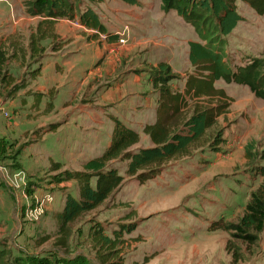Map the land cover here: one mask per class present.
I'll return each instance as SVG.
<instances>
[{
  "label": "rangeland",
  "instance_id": "374dc122",
  "mask_svg": "<svg viewBox=\"0 0 264 264\" xmlns=\"http://www.w3.org/2000/svg\"><path fill=\"white\" fill-rule=\"evenodd\" d=\"M33 1L0 0V39L11 54L15 53L8 63L9 72L17 85L28 82L26 88L13 95V87L0 89L2 263L62 264V260L80 256L86 264H103L93 231L102 228L114 236L115 230L132 226L131 231L123 233L125 242L120 246L124 264H264V230L256 242L249 243L232 231L213 226L219 219L237 223L252 191L264 179L261 173L264 99L257 97L247 85L224 80L217 81L216 86L226 90L230 107L207 135L192 146L189 155L173 158L159 176L144 183L126 175L125 162L116 163L125 175L124 183L101 206L70 225L66 247L58 243L61 237L57 214L64 206L67 193L78 195V186L76 181L62 180L65 167L55 170L54 162L49 166L43 164L50 156L46 139L39 137L34 142L35 134L48 127L38 129L40 119L55 113V110L49 111L52 107L61 110L67 98L63 89L61 92L50 90L48 100L44 97L43 103L41 97H29L33 93L29 89L31 71L41 58V54L31 56L30 50V35L42 20L41 16L28 12ZM73 1L79 8L80 0ZM136 2L150 13L142 25L136 23L135 17L127 16V31L141 29V36L148 38V43L162 39L180 48L166 55L162 49L149 56L148 52L142 53L148 57L146 71L151 83V73L163 60L176 75L172 85L182 89L187 74L194 71L189 61V42H204L199 30L177 10H165L167 17L150 15V5L159 0ZM236 4L244 20L227 37L224 47L233 69L247 65L255 57L264 59V15L257 14L242 0ZM62 40L65 42L59 48L71 39L60 38L57 42ZM41 43L44 47L41 53L52 49L49 38ZM197 103L206 105L209 101L191 99L190 113ZM39 106L42 113H38ZM83 124L80 120L76 125L80 128ZM218 137L221 139L217 141ZM141 143L145 146L148 142ZM247 148L253 154L251 158L246 155ZM229 247L240 252L239 260L234 259Z\"/></svg>",
  "mask_w": 264,
  "mask_h": 264
},
{
  "label": "trees",
  "instance_id": "16d2710c",
  "mask_svg": "<svg viewBox=\"0 0 264 264\" xmlns=\"http://www.w3.org/2000/svg\"><path fill=\"white\" fill-rule=\"evenodd\" d=\"M103 0H80L77 8L73 0H34L28 8L32 16H41L37 28L30 35L31 56L41 54L39 65L31 71L30 77L36 79L42 70L45 55L42 41L52 40V49L59 45L55 31V22L60 18L75 19L79 15L81 24L96 33H113L107 30L99 14L92 6ZM137 3L136 0H125ZM238 0H162L166 11L177 10L180 15L194 24L204 40L189 42V61L194 71L187 74L183 88H174L172 80L176 76L167 62H160L150 78L153 87L158 90L157 120L147 124L143 131L149 136L152 146L135 147L141 141V134L135 128L115 119L112 140L99 156L86 161L80 170L64 168L61 172L63 181L77 182L78 195L69 192L65 196L63 208L57 214L59 244L66 247L70 236V225L86 212L92 211L108 200L124 183L123 175L116 166L125 162L126 175L139 183L159 176L164 165L177 156L189 155L192 146L202 140L213 128L219 117L226 114L230 99L225 89L218 88L216 82H236L247 85L257 97L264 99V59L254 58L247 65L233 69L225 55L227 37L244 17L238 11ZM249 4L259 15H264V0H242ZM92 3V4H91ZM59 43V44H57ZM9 48L0 39V89L7 86L13 89V95L19 89L26 88L28 82L16 84V78L9 72L11 57ZM208 99L206 105L197 103L190 113L191 99ZM57 124H50L53 129ZM41 129V128H40ZM44 131V130H43ZM221 133L218 134V136ZM221 138H217V141ZM246 155L252 157L247 148ZM264 158V150L261 152ZM64 166L54 162L52 168L60 170ZM264 177V169L261 171ZM215 228L232 231L233 235L254 243L264 230V179L259 187L252 191L244 214L237 223H227L219 219L213 223ZM132 226L115 230L114 236L105 233L102 228L93 231V240L99 250L98 257L103 264H124L120 255L121 245L125 242L123 233L132 230ZM49 237V236H48ZM235 260L240 259V252L228 248ZM0 254V264L2 258ZM62 264H86L83 257L67 258ZM24 263V262H23ZM46 263V261H45ZM31 264H34L31 262Z\"/></svg>",
  "mask_w": 264,
  "mask_h": 264
},
{
  "label": "crops",
  "instance_id": "0c3cea01",
  "mask_svg": "<svg viewBox=\"0 0 264 264\" xmlns=\"http://www.w3.org/2000/svg\"><path fill=\"white\" fill-rule=\"evenodd\" d=\"M92 6L113 34L89 37L96 30L81 24L79 15L75 19H57L58 39L71 40L44 55L40 75L29 84L33 92L30 99L41 97L43 103L52 89L54 92L63 89L67 98L61 110L52 107L49 111L55 110V113L45 115L38 123V129L54 124V121L58 124L35 134L34 142L39 141V137L46 139L50 150L49 158L43 163L45 166L60 162L70 170L82 169L86 161L101 155L111 143L115 119L140 132L141 141L135 147L152 146L143 129L157 120L159 93L146 71L148 57H143L142 53L148 52L149 56L162 49L165 54L180 48L156 38L154 43H148V38L141 36V29L127 31V16L135 17L136 23L141 25L149 16L150 12L143 11L137 3L103 0ZM150 9L152 16L167 17L162 0L151 4ZM38 110L42 113L40 106ZM80 120L84 124L79 128L76 124ZM142 141L148 143L144 146Z\"/></svg>",
  "mask_w": 264,
  "mask_h": 264
},
{
  "label": "built area",
  "instance_id": "2783aa9c",
  "mask_svg": "<svg viewBox=\"0 0 264 264\" xmlns=\"http://www.w3.org/2000/svg\"><path fill=\"white\" fill-rule=\"evenodd\" d=\"M122 42H125V39H121Z\"/></svg>",
  "mask_w": 264,
  "mask_h": 264
}]
</instances>
